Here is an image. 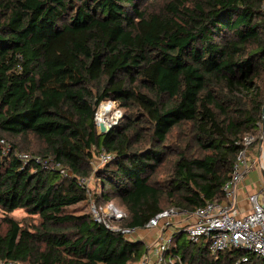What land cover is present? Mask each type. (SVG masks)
<instances>
[{
  "label": "trees",
  "instance_id": "1",
  "mask_svg": "<svg viewBox=\"0 0 264 264\" xmlns=\"http://www.w3.org/2000/svg\"><path fill=\"white\" fill-rule=\"evenodd\" d=\"M106 101L124 117L100 135ZM263 107L264 0H0V263L138 264L142 243L74 211L113 201L125 214L114 225L138 230L169 208L225 203L245 138L256 155ZM27 137L41 149L23 162ZM102 150L111 159L92 170ZM166 258L264 264L239 248L212 254L183 229Z\"/></svg>",
  "mask_w": 264,
  "mask_h": 264
},
{
  "label": "built area",
  "instance_id": "2",
  "mask_svg": "<svg viewBox=\"0 0 264 264\" xmlns=\"http://www.w3.org/2000/svg\"><path fill=\"white\" fill-rule=\"evenodd\" d=\"M103 104L105 103L103 102L99 105L100 107L98 106L99 109L97 108L98 110H96L94 117L98 134H100L98 111ZM107 124L106 127L109 128L114 125L110 123L108 117ZM253 141V137L245 138L243 149L239 152L233 165L230 180L223 186L222 191L225 203L206 202L192 213L193 222L183 228L190 242L197 243L201 239L207 240L208 249L212 254H217L230 248H239L251 252L257 258L264 260V186L262 182H258L259 185L256 186V192L246 195L247 205L244 210L239 207L236 198L238 185L253 171V168L255 170L258 169L259 173L264 169V131L262 129L255 156H252L248 149ZM0 144L3 154L7 153L9 146L5 145L3 140H0ZM19 157L23 162L31 159L28 155H20ZM110 159V155L102 150L96 156V166L94 168L109 162ZM35 161L40 162L36 157ZM54 168L59 169V166L54 165ZM60 173L67 177L71 176L65 170H60ZM79 183L86 188V195L90 198L91 192L87 187L86 180L81 178ZM91 206L93 218L97 222H102L106 228L119 231L126 237L135 232V230L121 229L114 226V223L123 219L125 214L112 203H108L104 208H96L93 203ZM181 212L178 208H169L157 213L146 223L144 228L157 230L160 237L155 243L153 260L144 257L140 264H171V261L166 258V253L171 243L172 234L175 232L171 234H166L165 232L171 225L173 218L185 213ZM245 260V258L242 259V261Z\"/></svg>",
  "mask_w": 264,
  "mask_h": 264
},
{
  "label": "rangeland",
  "instance_id": "3",
  "mask_svg": "<svg viewBox=\"0 0 264 264\" xmlns=\"http://www.w3.org/2000/svg\"><path fill=\"white\" fill-rule=\"evenodd\" d=\"M104 103L105 104H103V106L101 107L102 109L103 108H107L106 114L104 116V121H107V117H108L110 123L111 124H114L113 126H115V125L117 126L122 121V118L124 117L123 110L120 109V107L117 104H115L114 102H112V101H110V102L109 101H106ZM99 107H98V109H99ZM113 119H115V120H113ZM106 123H105V126H107ZM4 143H5V145L9 146L10 141L7 140V139H4ZM20 147H21V150H22L23 153H21L19 155H29V154H25L24 153V152H28L26 150L37 151V150L41 149L40 143H38L32 137H27V139L24 142H20ZM90 164H91V169L92 170L95 169L94 167L96 166V155L93 157V159H92V161H91ZM85 180H86V184H87L88 189L90 190V192L93 193V191L98 188V182H96V180L94 179V177H93L92 174H90V176L88 178H85ZM260 181H261V177H260V173L258 172V169L255 170V168H253V171L250 172L249 177L246 180V182L249 185V189L252 192H256V189H255L256 188V183L257 182H260ZM92 203L95 205V203H94L93 200H89L86 206H84V204H81V205L78 206L79 208L77 210H75L74 212L82 211L85 208V211L90 212L92 214V211H91V208H92L91 205H92ZM108 203H112L116 208H118L121 211H123L113 201L108 202ZM95 207L97 208L98 206L95 205ZM104 207H102V208H104ZM182 212H184V211H182ZM10 215H11V217L13 219L17 220L18 222H20L23 225H32V224H36L37 223V219L35 217L28 216L25 213V211H23V210H16V211L12 212ZM189 215L190 214H188V213L185 212L184 214H180L176 218H182V219L185 220V218H188ZM0 216H1V214H0ZM176 218H173L172 222H174V219H176ZM114 226L115 227H118L117 225H114ZM172 227H173L172 224L168 227V231L169 232H171ZM133 234L136 235V231L133 232L132 234L128 235L127 238L128 237H132ZM156 243H157V241H156ZM0 264H2V263H0Z\"/></svg>",
  "mask_w": 264,
  "mask_h": 264
},
{
  "label": "crops",
  "instance_id": "4",
  "mask_svg": "<svg viewBox=\"0 0 264 264\" xmlns=\"http://www.w3.org/2000/svg\"><path fill=\"white\" fill-rule=\"evenodd\" d=\"M249 177V174L247 175L246 178L238 185L237 191H236V198H237V203L239 207L244 210L246 208V195L248 193H251L252 191L249 189V185L246 182L247 178ZM258 182L256 183V186H258ZM256 189V188H255ZM193 222V217L192 214L189 215L188 218L182 219V218H176L174 219V222L171 224L173 225L171 232L166 230V234H171L172 232L178 231V229H183L186 225L190 224ZM136 235L133 234L132 237H128L132 241H139L142 243L145 248L146 252L144 255L141 257L140 261L138 264H140L143 260L144 257H147L150 260H153L154 257V249L156 247V241L159 239L160 234L157 230L155 229H138L135 230ZM169 232V233H168Z\"/></svg>",
  "mask_w": 264,
  "mask_h": 264
},
{
  "label": "water",
  "instance_id": "5",
  "mask_svg": "<svg viewBox=\"0 0 264 264\" xmlns=\"http://www.w3.org/2000/svg\"><path fill=\"white\" fill-rule=\"evenodd\" d=\"M111 128H112V127H111ZM111 128L106 127V126H104L103 124H100V125H99L100 135H101V134H104V133H106V132H109ZM261 129H262V131H264V107H263V110H262ZM260 177H261V182H262V184H263V186H264V169L261 171V173H260Z\"/></svg>",
  "mask_w": 264,
  "mask_h": 264
},
{
  "label": "bare ground",
  "instance_id": "6",
  "mask_svg": "<svg viewBox=\"0 0 264 264\" xmlns=\"http://www.w3.org/2000/svg\"><path fill=\"white\" fill-rule=\"evenodd\" d=\"M106 111H107V108H103V109L101 108V110L98 112V122H99V124H104L105 125V123L107 122V121H104V116L106 114Z\"/></svg>",
  "mask_w": 264,
  "mask_h": 264
}]
</instances>
